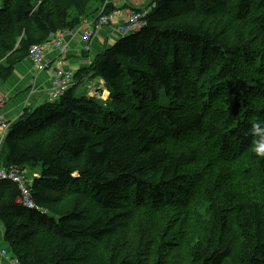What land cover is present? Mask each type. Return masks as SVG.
Returning a JSON list of instances; mask_svg holds the SVG:
<instances>
[{"label": "trees", "instance_id": "1", "mask_svg": "<svg viewBox=\"0 0 264 264\" xmlns=\"http://www.w3.org/2000/svg\"><path fill=\"white\" fill-rule=\"evenodd\" d=\"M91 1L0 0V83L31 46L95 20L100 12L117 11L107 0H93L95 6ZM146 8L139 32L118 38L74 73L77 85L89 73L102 79L114 94L116 111H105L71 88L55 102L26 108L10 124L0 162L27 173L39 170L31 186L38 209L23 207L17 186L0 181L4 240L21 264H142L144 242L130 255L104 259L127 217L122 190L130 186L136 188L135 200L154 209L190 205L194 199L185 197L199 190L210 220L193 243L190 264H264V154H258L264 139L258 145L252 140L255 133L264 137V69L252 66L262 53L250 39L228 43L206 26L256 16L264 40V0H152ZM263 40L256 39L264 50ZM208 66L216 68L208 78V101L176 112L184 96L180 76ZM158 95L172 105L157 108ZM215 103L218 116L209 115ZM190 138L199 149L173 154L165 147ZM201 152L214 163L237 166L243 159L240 174L251 180L221 189L215 172L210 178L189 172Z\"/></svg>", "mask_w": 264, "mask_h": 264}, {"label": "rangeland", "instance_id": "2", "mask_svg": "<svg viewBox=\"0 0 264 264\" xmlns=\"http://www.w3.org/2000/svg\"><path fill=\"white\" fill-rule=\"evenodd\" d=\"M139 1L140 0H107V3H112L117 8V11L121 13L124 9L131 7L127 5L128 3H138ZM151 1L152 0H145V3L149 4ZM236 1L241 2L242 0ZM91 4L95 6L97 3L92 0ZM148 4H144L143 7L139 9L145 8ZM125 6L126 8H124ZM101 10H103V8H101ZM233 10L234 12L238 11L239 4H233ZM255 19L256 16H252L246 23H242L225 18L209 22L206 26H209L212 33L219 35L220 38H223L228 43H242L241 41L245 42L249 39L251 42H255V45H252V47L256 48L257 52L262 53V55L255 59L252 66L264 69V50L256 41L257 38L259 40H263V38L258 31V25ZM92 21L93 20L88 21L89 26ZM97 36L98 33L93 36V39ZM117 38L118 36L115 34L103 35L104 43L100 47L101 50L109 45V43L114 42ZM105 39H109V41H107L108 44H105ZM99 51L94 49L92 51L91 49L90 57L93 58ZM253 56H255V54H253L252 57ZM92 58L90 60H92ZM249 61H252V58H250ZM205 69L204 72L200 70V74L199 72L195 73L193 71L186 76H180L184 96L180 102L182 109H174L176 112H189L199 109L202 107L203 101H208L206 95L211 85L208 78L215 73L216 68L214 66H208ZM102 81V79L89 73L86 75L83 84L74 87L75 95L93 99L98 102L105 111H116L115 108L118 107L112 102L114 94ZM103 85H105L108 91V96H106V98H103ZM131 98H133V95H131ZM170 105H172V101L169 97L158 95L157 108L162 109ZM218 109L217 103L212 104L209 115L214 114L218 116L216 112ZM254 121L256 122V126L261 123L259 120L253 119V122ZM262 139H264V137L261 133H255L252 137L253 144L258 145L260 141H263ZM4 140L1 141L0 147L3 145ZM165 147L171 153L179 154L192 151L193 149H199V144L196 140L190 138L188 140L180 139L178 141H168ZM203 151L205 152V150ZM6 154L7 150L4 149L1 156L2 161H4ZM212 154L216 158V154ZM211 158V156H207L201 152V154L198 155V163L194 164L192 167L190 166L188 171L208 173L209 178L211 174L215 172L217 178H215L214 183L216 187H221V189H226L229 186L241 187L251 180L250 177L244 178L240 174L239 169L242 168L243 159H239V164L234 166L236 165L235 162H230L228 164L224 161H218L214 163ZM38 171L39 170L36 169L34 171L31 170V173H27V171L24 172L27 177L31 174L32 176L30 177H37ZM150 176L155 177V174L151 173ZM136 194L137 192L134 186L122 190V196L125 202L124 212L127 214V217L122 221L120 228L116 232V236L112 238L113 247L106 254L104 259L106 261L109 260L113 254L119 256L130 255L131 252L144 242L146 250L142 257V264H190L193 257V252L191 253L193 243L204 234V227L210 220V213L204 203L203 196L199 194V190L194 198L188 199L187 196L185 197L186 201L194 199L190 205L181 206L177 204L171 207V209L167 208L168 205H166L167 207L165 208L154 209L149 206L144 199L141 201L135 200ZM135 206H137L139 211L131 212L130 209ZM151 251L158 252L156 255H152Z\"/></svg>", "mask_w": 264, "mask_h": 264}, {"label": "built area", "instance_id": "3", "mask_svg": "<svg viewBox=\"0 0 264 264\" xmlns=\"http://www.w3.org/2000/svg\"><path fill=\"white\" fill-rule=\"evenodd\" d=\"M147 13V10H142L140 12L128 11L122 15L120 13H113L111 15L99 14L97 19L92 21L90 26L88 22H84L80 27L63 32L59 31L51 35L48 41L31 46L28 51V58L31 63L38 71L50 70L52 75L51 87L47 92L48 102L59 100L66 91L71 89L75 84L74 73L65 68V61L63 59V55L67 54L69 51L71 41H75L79 38L84 43L79 53L82 51L86 52L89 50V43L93 36L103 27H108L111 22H116L118 24L112 28V32L118 37H124L141 30L144 26V18ZM52 49L58 51L59 57L48 59L46 55L49 50ZM4 104L5 99L1 98L0 109ZM10 124L11 123L0 114L1 141L6 137ZM0 181H9L17 186L20 191L19 203L23 207L30 210L38 209L31 199L32 180L26 176L24 170L0 164ZM2 253L9 258L11 264H21L12 253H10V256H8V254L6 255L5 251H2Z\"/></svg>", "mask_w": 264, "mask_h": 264}, {"label": "crops", "instance_id": "4", "mask_svg": "<svg viewBox=\"0 0 264 264\" xmlns=\"http://www.w3.org/2000/svg\"><path fill=\"white\" fill-rule=\"evenodd\" d=\"M144 4L148 3H145V0H140L138 3L133 2L127 5L138 9L143 7ZM124 10L121 13H124ZM109 32L110 29L108 28L99 31L98 36L89 43V52H84L83 54L79 53V50L83 47L84 43L79 38L72 41L69 45L68 53L63 55L65 68L76 73L78 70L88 67L90 59L92 58L90 57L91 49L92 51L93 49L98 51L101 50L100 47L104 43L103 35L107 36ZM109 39H105V41H109ZM112 43L114 42L109 43V46L112 45ZM46 56L48 59H55L59 57V53L57 50L52 49L49 50ZM51 79L52 75L50 70L40 72L28 58L21 60L15 66L8 80L0 83V99H5V104L0 109V114L12 123L23 114L26 108L34 109L44 102H47V92L51 87ZM2 251H5L6 255L8 254V256H10L11 252L9 246L4 240V228L0 222V264H11L9 258L5 256Z\"/></svg>", "mask_w": 264, "mask_h": 264}, {"label": "clouds", "instance_id": "5", "mask_svg": "<svg viewBox=\"0 0 264 264\" xmlns=\"http://www.w3.org/2000/svg\"><path fill=\"white\" fill-rule=\"evenodd\" d=\"M154 7V6H153ZM137 9V8H136ZM139 9V8H138ZM142 10H147L148 11V13H149V9L148 8H143V9H140L139 11H135V10H132V9H128L127 11H125V12H128V11H135V12H140V11H142ZM124 12V13H125ZM113 13H120V12H118V11H115V12H113ZM112 13V14H113ZM124 13H120L121 15L122 14H124ZM147 13V14H148ZM99 14H102L101 12L99 13ZM99 16V15H98ZM146 17V16H145ZM97 19V18H96ZM145 19V18H144ZM94 21V20H93ZM84 22H88V21H84ZM84 22H83V24H84ZM145 22V21H144ZM113 23V24H112ZM118 23H116V22H111L110 23V25L108 26V27H103L102 29H104V28H108V29H110V32H109V34H114L113 32H112V28L113 27H115L116 25H117ZM101 29V30H102ZM101 30H99V31H101ZM99 31L97 32V33H99ZM63 32V31H62ZM53 35V34H52ZM118 38H121V37H118ZM117 38V39H118ZM93 39V38H92ZM117 39H115V41L117 40ZM92 41V40H91ZM114 41V42H115ZM72 42V41H71ZM113 44V43H112ZM79 51H81V49L79 50ZM85 51H82L81 53L83 54ZM86 52H89V50L88 51H86ZM27 58H28V56H27ZM29 59V58H28ZM71 71V70H70ZM74 73V72H73ZM77 85V81H75V84H74V86L72 87V89H74V87ZM47 102H48V100H47ZM48 103H52V102H48ZM11 123V122H10ZM2 147V146H1ZM1 147H0V149H1ZM258 154H264V147H262L261 149H258ZM0 164H3L2 162H0ZM4 165V164H3ZM29 178V177H28ZM29 179H31L32 180V182H33V177H30Z\"/></svg>", "mask_w": 264, "mask_h": 264}, {"label": "bare ground", "instance_id": "6", "mask_svg": "<svg viewBox=\"0 0 264 264\" xmlns=\"http://www.w3.org/2000/svg\"><path fill=\"white\" fill-rule=\"evenodd\" d=\"M102 91H104L103 98H106V96H108V91L106 90L105 86H102Z\"/></svg>", "mask_w": 264, "mask_h": 264}]
</instances>
